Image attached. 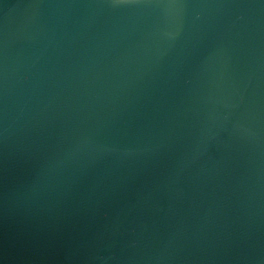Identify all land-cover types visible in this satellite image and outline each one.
I'll return each instance as SVG.
<instances>
[{
	"label": "water",
	"instance_id": "1",
	"mask_svg": "<svg viewBox=\"0 0 264 264\" xmlns=\"http://www.w3.org/2000/svg\"><path fill=\"white\" fill-rule=\"evenodd\" d=\"M0 264H264V0H0Z\"/></svg>",
	"mask_w": 264,
	"mask_h": 264
}]
</instances>
